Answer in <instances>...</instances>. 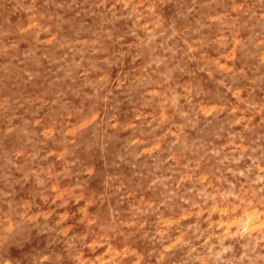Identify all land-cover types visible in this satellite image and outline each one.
I'll use <instances>...</instances> for the list:
<instances>
[{
    "label": "clouds",
    "instance_id": "1",
    "mask_svg": "<svg viewBox=\"0 0 264 264\" xmlns=\"http://www.w3.org/2000/svg\"><path fill=\"white\" fill-rule=\"evenodd\" d=\"M0 264H264V0H0Z\"/></svg>",
    "mask_w": 264,
    "mask_h": 264
}]
</instances>
